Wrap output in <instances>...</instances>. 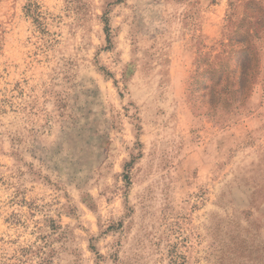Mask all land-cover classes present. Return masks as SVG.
<instances>
[{
    "label": "rangeland",
    "instance_id": "obj_1",
    "mask_svg": "<svg viewBox=\"0 0 264 264\" xmlns=\"http://www.w3.org/2000/svg\"><path fill=\"white\" fill-rule=\"evenodd\" d=\"M0 264H264V0H0Z\"/></svg>",
    "mask_w": 264,
    "mask_h": 264
}]
</instances>
